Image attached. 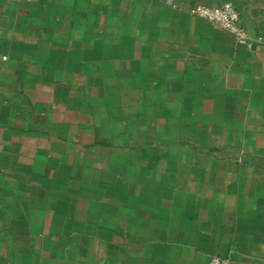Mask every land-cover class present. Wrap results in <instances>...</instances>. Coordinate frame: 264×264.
Returning <instances> with one entry per match:
<instances>
[{"label":"crops","instance_id":"obj_1","mask_svg":"<svg viewBox=\"0 0 264 264\" xmlns=\"http://www.w3.org/2000/svg\"><path fill=\"white\" fill-rule=\"evenodd\" d=\"M212 256L264 264V0H0V264Z\"/></svg>","mask_w":264,"mask_h":264},{"label":"built area","instance_id":"obj_2","mask_svg":"<svg viewBox=\"0 0 264 264\" xmlns=\"http://www.w3.org/2000/svg\"><path fill=\"white\" fill-rule=\"evenodd\" d=\"M191 13L209 21L219 30L234 33L238 41L243 42L245 40L239 12L230 2H223L217 5L198 4L191 9ZM258 39L261 40V38ZM208 264H230V262L225 258L212 256Z\"/></svg>","mask_w":264,"mask_h":264}]
</instances>
